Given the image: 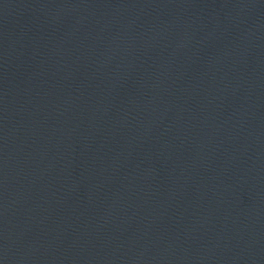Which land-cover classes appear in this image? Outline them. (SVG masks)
Returning a JSON list of instances; mask_svg holds the SVG:
<instances>
[{
    "label": "water",
    "instance_id": "water-1",
    "mask_svg": "<svg viewBox=\"0 0 264 264\" xmlns=\"http://www.w3.org/2000/svg\"><path fill=\"white\" fill-rule=\"evenodd\" d=\"M0 264H264V100L218 0H0Z\"/></svg>",
    "mask_w": 264,
    "mask_h": 264
}]
</instances>
